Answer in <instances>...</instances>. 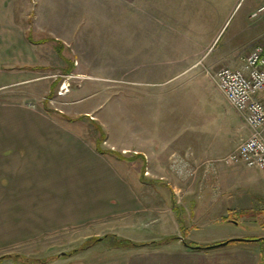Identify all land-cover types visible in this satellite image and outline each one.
I'll list each match as a JSON object with an SVG mask.
<instances>
[{
  "label": "rangeland",
  "instance_id": "374dc122",
  "mask_svg": "<svg viewBox=\"0 0 264 264\" xmlns=\"http://www.w3.org/2000/svg\"><path fill=\"white\" fill-rule=\"evenodd\" d=\"M252 1L233 0L224 13L203 15L200 28L182 32L155 30L152 13L141 19L145 29L131 25L119 37L106 30L101 15L87 16L90 30L84 26L65 44L35 30V43L45 44L37 50L46 60L55 56L39 69L49 88L23 85L0 91V264H247L254 250L264 248V241H258L185 251L181 240L128 249L109 237L160 243L166 239L158 235L173 233L200 246L264 240V195L241 210L242 218L217 222L210 217L195 227L177 223L163 212L169 203L160 201L168 200L169 193L161 185L171 183L153 173L162 152L160 158L147 154L146 177L138 173L142 186L137 188L130 176L138 168L134 158L142 155L125 156L122 150L128 137L149 139L152 133L163 146L177 131L183 142L174 154L185 159L191 146L198 153L178 171L189 179L196 169L203 171V163L224 157L247 136L241 115L206 71L238 69L264 43L248 47L254 33L247 14ZM99 150H112L130 162ZM172 154L164 155L166 167ZM234 166L257 172L264 183L262 171L242 162ZM180 197L175 202L184 210ZM186 212L183 218L190 220ZM97 238L105 239L91 241Z\"/></svg>",
  "mask_w": 264,
  "mask_h": 264
},
{
  "label": "crops",
  "instance_id": "0c3cea01",
  "mask_svg": "<svg viewBox=\"0 0 264 264\" xmlns=\"http://www.w3.org/2000/svg\"><path fill=\"white\" fill-rule=\"evenodd\" d=\"M232 1L233 0H0V91L23 85L29 90L49 88L50 81L48 82L46 78L41 77L42 75L39 73L41 72L39 69H42V67H44L43 63H46L49 59H55V56H48L49 59L46 60V57L42 55V51L40 49L37 50L45 44L35 43L33 38L34 34H36L35 30L38 31L37 34L42 35L46 33L47 37L51 39L60 40L63 41V43L66 41L68 43V40L77 38L76 32H79L85 25L90 23L87 16L94 15L96 18V15H101V18H104V20L106 19L104 22L106 30L109 31L111 35L119 37L122 31H124L125 28H129L131 25L133 28H138V30L142 28L145 29L144 23L143 25L141 24V19L149 13L154 15L156 22L154 25L157 31L177 30L178 32H182L186 30H196L200 28L203 23V15L209 13H224L233 3ZM263 4L264 0H253L249 5L247 14L250 26L254 28L250 30L254 33H252L251 37L248 39V47L256 42L264 41V29L261 28V25H264V16L259 22L254 24L251 23V21L254 20L251 18L252 14ZM85 28L90 30L87 26H85ZM32 29L34 30L33 36L30 33ZM110 34L108 35V40H111ZM245 44L247 45V43ZM224 58H221V60L224 61ZM122 127L126 129V124L124 123ZM173 133L174 135H171V137L167 139V142L165 141L166 144H168L167 146L166 144L162 146V139L156 138L154 134L151 133L149 139L146 137L141 138L140 134L137 136L136 140L134 137H128L127 145L124 143L122 148L123 153H128L125 156H131L137 153L144 158L147 154L151 156L152 153H155V156L157 155L158 157V153L162 152L161 158L158 157L160 161L158 164L156 163V168H154L153 173L155 176H160L159 179L162 180V178H166L171 183L166 184L167 187L161 185L169 191L167 194L168 200L160 199V201L164 203L163 205L169 203L165 209L166 211L163 212H165V214L170 213L171 220L175 222L176 219L177 223H179V221L192 222L195 227L200 223L210 222V217L213 218L212 221L215 220L217 222L229 219L231 216H239L242 218L243 215L240 214L241 210L245 211L247 207L254 206L252 204L254 202L253 200H256L258 203L261 195H264V183L257 172L249 173V171H247L246 173L239 166L228 167L216 165L207 172H199L198 169H196L198 172L192 170L191 173L196 171V176L193 178L187 179L184 174L179 176L178 170H176L172 164L174 159H180V157L174 153L177 152L179 148L178 142L180 140L178 139L182 136L176 135L177 131ZM184 141L186 143L193 142L192 139H186ZM186 147L188 146H185V148ZM194 148L192 146L189 147L190 154H187L186 158L181 160L191 159L194 162V157L198 155ZM166 153H173L167 167V163L164 159ZM251 170L259 171L254 169ZM134 175L136 178H134ZM137 175L138 168H134L132 176L130 177L135 181L134 183L132 182V187L135 186L138 188L142 185L140 181H138ZM126 176L129 179V174H126ZM242 177H250L252 182L248 179L249 182H245ZM153 183L154 186H159L158 182H155V180ZM126 186L131 188L129 182L126 183ZM251 189L253 190V195L250 194ZM180 193L183 196L182 201L184 202V210L183 208L177 207L178 201L175 202V199H181ZM186 211L189 212L190 220H185L183 218ZM174 233L178 234L176 230ZM175 236L180 239L182 238L181 235H173V233H163L158 235L157 238L166 239ZM182 248H184L185 251L189 250L184 246ZM161 249H163V251H172V253L177 251L175 247H166V250L161 247ZM160 264L163 263L160 262ZM247 264H264V248L254 250L253 256H251Z\"/></svg>",
  "mask_w": 264,
  "mask_h": 264
},
{
  "label": "built area",
  "instance_id": "2783aa9c",
  "mask_svg": "<svg viewBox=\"0 0 264 264\" xmlns=\"http://www.w3.org/2000/svg\"><path fill=\"white\" fill-rule=\"evenodd\" d=\"M264 15V4L251 16ZM206 75L215 83L231 107L242 117L248 134L227 155L203 163V172L216 164L231 167L242 162L248 169L264 172V44L255 46L243 59L240 68L220 67ZM61 88V92H64ZM61 94V93H60ZM181 159L173 160L176 170L183 168Z\"/></svg>",
  "mask_w": 264,
  "mask_h": 264
},
{
  "label": "trees",
  "instance_id": "16d2710c",
  "mask_svg": "<svg viewBox=\"0 0 264 264\" xmlns=\"http://www.w3.org/2000/svg\"><path fill=\"white\" fill-rule=\"evenodd\" d=\"M50 111V110H49ZM100 152H102L101 150H99ZM102 154H105V155H109V156H113V157H116L118 159H120L121 161H124L126 163L130 162V159H127V158H124L123 155L119 154V153H116L112 150H109L107 152H102ZM135 161H137L138 163V173H140L142 171V177H146L144 176L145 174V169H146V161H145V158L143 156H136L135 158ZM182 236V245L189 249V250H192V251H203V250H207V249H214V248H217V247H223V246H226L228 244H231V243H252V242H258V241H264L262 239H251V240H229V241H224V242H219V243H216L214 245H206V246H200L198 244H194V243H190V242H187V240H185V238L187 237V235H181ZM109 237H113L117 240L116 244H114L115 246L117 247H123V248H130V249H135V248H144V247H157V246H161V245H165L167 243H172L174 241H181L180 238L178 237H170V238H166V240H164V242H149V243H135V242H132V241H129V240H124V239H120V238H117L116 236H109ZM108 238V237H106ZM105 238H97V239H93L91 241H100V240H103ZM96 244V243H95ZM92 244H90L91 246ZM89 247V246H88Z\"/></svg>",
  "mask_w": 264,
  "mask_h": 264
},
{
  "label": "water",
  "instance_id": "95a60500",
  "mask_svg": "<svg viewBox=\"0 0 264 264\" xmlns=\"http://www.w3.org/2000/svg\"><path fill=\"white\" fill-rule=\"evenodd\" d=\"M182 240V239H181ZM238 241V240H237Z\"/></svg>",
  "mask_w": 264,
  "mask_h": 264
}]
</instances>
